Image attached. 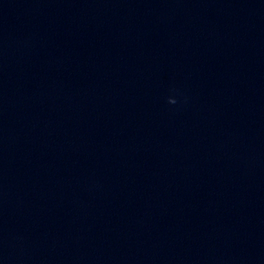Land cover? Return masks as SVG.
<instances>
[{"label": "clouds", "instance_id": "obj_1", "mask_svg": "<svg viewBox=\"0 0 264 264\" xmlns=\"http://www.w3.org/2000/svg\"><path fill=\"white\" fill-rule=\"evenodd\" d=\"M169 102H170V103H175L176 101H175V100H170Z\"/></svg>", "mask_w": 264, "mask_h": 264}]
</instances>
